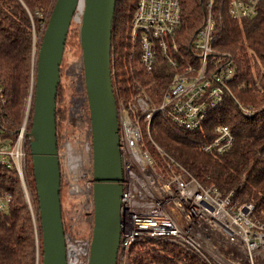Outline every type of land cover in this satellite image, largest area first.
Wrapping results in <instances>:
<instances>
[{"label":"trees","instance_id":"obj_1","mask_svg":"<svg viewBox=\"0 0 264 264\" xmlns=\"http://www.w3.org/2000/svg\"><path fill=\"white\" fill-rule=\"evenodd\" d=\"M56 0H0V136L15 139L32 96L27 132H31V115L36 58L48 18ZM137 0H116L112 22L111 82L116 103L128 106L144 90L156 105L167 88L171 69L161 60L152 74L146 75L130 59L129 32ZM231 0H212L215 21L213 49L227 56L236 67L228 83L232 96L252 111L245 117L234 99L225 94L221 105L208 113L201 126L191 132L180 130L160 113L150 124L151 141L164 154L190 174L202 187H212L220 198L229 197L235 208L252 204L254 215L264 224V0L258 2L256 15L234 20L228 13ZM180 6L179 43H189L203 26L207 0H178ZM28 9H27V8ZM35 13L41 15L38 17ZM39 31L37 34L34 32ZM79 23L71 22L65 47L79 44ZM185 46V45H184ZM60 76L62 67L60 66ZM55 124L58 128L67 118L65 88L56 93ZM227 126L233 135L231 148L222 153H206L205 145L216 138L215 129ZM145 140L155 161L157 173H169L168 161ZM60 204L63 178L60 166ZM26 181L35 214V226L14 170L0 166V193H8L11 203L7 213L0 214V264H41V230L38 204L31 169L29 143H26ZM63 231L68 236L61 208ZM129 264H207L182 248L167 242L142 241L132 246Z\"/></svg>","mask_w":264,"mask_h":264},{"label":"built area","instance_id":"obj_2","mask_svg":"<svg viewBox=\"0 0 264 264\" xmlns=\"http://www.w3.org/2000/svg\"><path fill=\"white\" fill-rule=\"evenodd\" d=\"M259 1L231 0L228 13L234 20L253 18ZM135 8L129 32V58L146 75L152 74L159 60L172 74L159 105L144 90L129 106L121 100L116 103L123 171L116 264H129L132 246L142 241L174 244L207 264H264V224L255 217L253 205L235 208L229 197L222 199L214 188L202 187L151 141L150 124L155 114L160 113L178 129L191 132L221 105L227 93L245 117L252 116V111L243 107L228 88L236 67L227 56L213 49L212 0H207L203 26L186 44L177 41L181 24L178 0H137ZM27 124L25 113L15 139L0 136V166L16 172L35 226L26 181V143L33 140ZM215 134V140L203 151H228L233 144L231 130L219 126ZM146 139L166 157L170 170L167 175L155 171ZM89 146L91 149L90 143ZM70 169L74 171L71 165ZM92 185L91 171L86 189L91 203ZM10 203V194L0 193V214L8 212Z\"/></svg>","mask_w":264,"mask_h":264},{"label":"water","instance_id":"obj_3","mask_svg":"<svg viewBox=\"0 0 264 264\" xmlns=\"http://www.w3.org/2000/svg\"><path fill=\"white\" fill-rule=\"evenodd\" d=\"M116 0H56L41 37L35 68L31 169L41 230V264H69V238L61 218L56 93L71 22L79 23L92 164L93 225L86 264H116L121 232L122 157L111 82L112 22ZM80 14L79 20L76 19ZM32 96L25 113L29 116Z\"/></svg>","mask_w":264,"mask_h":264},{"label":"rangeland","instance_id":"obj_4","mask_svg":"<svg viewBox=\"0 0 264 264\" xmlns=\"http://www.w3.org/2000/svg\"><path fill=\"white\" fill-rule=\"evenodd\" d=\"M77 16L81 17L78 13ZM60 66V83L65 88L67 109V118L58 128L59 165L64 181L61 208L68 227L69 243L78 242L87 251L84 241L90 240L93 225V205L86 193L92 171L91 135L81 53L75 46L64 50ZM71 157L78 158V161H70ZM70 164L74 167L73 172Z\"/></svg>","mask_w":264,"mask_h":264},{"label":"bare ground","instance_id":"obj_5","mask_svg":"<svg viewBox=\"0 0 264 264\" xmlns=\"http://www.w3.org/2000/svg\"><path fill=\"white\" fill-rule=\"evenodd\" d=\"M76 19L79 20L78 16H76ZM70 161H78V158L71 157ZM72 168L74 169L73 166ZM86 253L87 251L82 244L78 242H70L69 251H68L69 262H70L69 264H85Z\"/></svg>","mask_w":264,"mask_h":264}]
</instances>
